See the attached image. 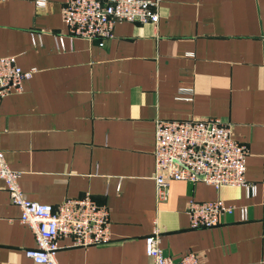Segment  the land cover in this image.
<instances>
[{"label": "crops", "instance_id": "obj_1", "mask_svg": "<svg viewBox=\"0 0 264 264\" xmlns=\"http://www.w3.org/2000/svg\"><path fill=\"white\" fill-rule=\"evenodd\" d=\"M0 2V57L33 77L0 99V149L24 196L56 206L86 194L109 211L111 241H58V264H149L155 229L165 256L200 264H264V0H162L159 21L117 23L109 40H69L65 0ZM41 35L33 45L31 34ZM65 37L59 49L55 36ZM192 90L191 101L178 89ZM215 118L248 147L243 188L173 181L158 201L156 120ZM245 207L213 229L189 228L190 200ZM0 183V264H34V234Z\"/></svg>", "mask_w": 264, "mask_h": 264}, {"label": "built area", "instance_id": "obj_2", "mask_svg": "<svg viewBox=\"0 0 264 264\" xmlns=\"http://www.w3.org/2000/svg\"><path fill=\"white\" fill-rule=\"evenodd\" d=\"M7 0H0V2ZM162 0H65L61 7L62 20L70 41L109 40L117 23L151 24L159 21ZM37 8L44 0H35ZM65 37L56 35V45L64 49ZM33 45H41V35L31 34ZM35 69L22 70L15 57H0V99L19 93ZM178 100L191 101L192 90L179 88ZM248 147L233 138L232 126L215 118L156 120L154 132L153 181L158 201L167 199V187L173 181L191 184L202 182L219 190L223 186L240 187L252 195L255 186L245 179ZM19 174L11 170L0 149V183L10 202L20 211L19 222L34 234L35 247L24 251L34 264H58V241L69 238L74 247L88 248L107 245L111 241L109 211L97 204L89 194L79 199H66L56 206L28 200L20 189ZM236 210L245 220L247 209L236 208L217 199L199 202L190 200L187 207L189 228L213 229L222 216ZM145 255L149 264H200L194 253L178 259L165 256L160 247L157 229L145 238Z\"/></svg>", "mask_w": 264, "mask_h": 264}]
</instances>
